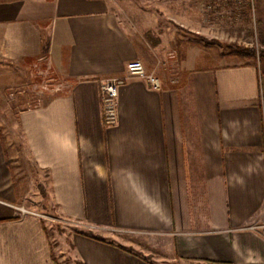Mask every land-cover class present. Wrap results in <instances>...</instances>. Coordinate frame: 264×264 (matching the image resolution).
<instances>
[{
  "label": "crops",
  "instance_id": "obj_1",
  "mask_svg": "<svg viewBox=\"0 0 264 264\" xmlns=\"http://www.w3.org/2000/svg\"><path fill=\"white\" fill-rule=\"evenodd\" d=\"M0 35L14 79L25 61L43 58L61 83L0 128V264H60L49 228L19 204L74 221L64 262L70 254L75 264H264L257 63L152 45L112 0H0ZM133 60L161 88L129 76ZM107 78H126L110 126Z\"/></svg>",
  "mask_w": 264,
  "mask_h": 264
},
{
  "label": "rangeland",
  "instance_id": "obj_2",
  "mask_svg": "<svg viewBox=\"0 0 264 264\" xmlns=\"http://www.w3.org/2000/svg\"><path fill=\"white\" fill-rule=\"evenodd\" d=\"M112 1L125 21L132 28L142 31L152 45L160 44L165 50L172 46H194L206 49L213 57L219 56L228 62L260 63V51L264 49V0ZM27 63L25 61L19 72L20 80H16L15 65L0 53V93L3 95V99H0V128L3 130L16 125L18 109L32 106L39 101L37 97L50 92L51 88L56 90V73L43 58ZM43 80L49 82H45V85ZM17 206L19 211L25 214L32 212V215L44 221L51 232L57 261L72 264L70 251L67 252L69 256L66 262L61 258V251L63 253L65 250L64 239L76 231L74 221L61 217L55 208L45 210L30 208L25 204ZM119 237L128 244L131 242V246L138 250H150L152 254L161 256L143 239L124 232ZM77 264L84 263L78 261Z\"/></svg>",
  "mask_w": 264,
  "mask_h": 264
},
{
  "label": "built area",
  "instance_id": "obj_3",
  "mask_svg": "<svg viewBox=\"0 0 264 264\" xmlns=\"http://www.w3.org/2000/svg\"><path fill=\"white\" fill-rule=\"evenodd\" d=\"M129 76H137L147 80L152 88H161V79L154 72L148 71L144 63L140 60H133L127 63ZM126 78H107L101 80V103L103 112V121L105 125L110 126L117 123L118 120V94L120 86L125 83ZM47 80L42 83L46 85ZM61 83L56 84V90H60ZM27 212V211H25ZM28 214H32L29 212Z\"/></svg>",
  "mask_w": 264,
  "mask_h": 264
},
{
  "label": "trees",
  "instance_id": "obj_4",
  "mask_svg": "<svg viewBox=\"0 0 264 264\" xmlns=\"http://www.w3.org/2000/svg\"><path fill=\"white\" fill-rule=\"evenodd\" d=\"M259 70L264 75V49L260 51Z\"/></svg>",
  "mask_w": 264,
  "mask_h": 264
}]
</instances>
